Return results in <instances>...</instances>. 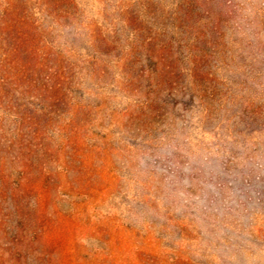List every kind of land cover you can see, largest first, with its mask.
I'll return each instance as SVG.
<instances>
[{"label":"rangeland","instance_id":"rangeland-1","mask_svg":"<svg viewBox=\"0 0 264 264\" xmlns=\"http://www.w3.org/2000/svg\"><path fill=\"white\" fill-rule=\"evenodd\" d=\"M0 264H264V0H0Z\"/></svg>","mask_w":264,"mask_h":264}]
</instances>
